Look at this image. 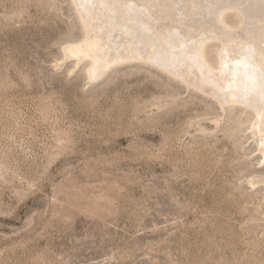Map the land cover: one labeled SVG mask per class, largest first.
I'll use <instances>...</instances> for the list:
<instances>
[{"label":"rangeland","instance_id":"obj_1","mask_svg":"<svg viewBox=\"0 0 264 264\" xmlns=\"http://www.w3.org/2000/svg\"><path fill=\"white\" fill-rule=\"evenodd\" d=\"M82 35L71 0H0V264H264L252 111L144 60L89 83Z\"/></svg>","mask_w":264,"mask_h":264},{"label":"bare ground","instance_id":"obj_2","mask_svg":"<svg viewBox=\"0 0 264 264\" xmlns=\"http://www.w3.org/2000/svg\"><path fill=\"white\" fill-rule=\"evenodd\" d=\"M71 1L83 35L66 43L63 59H74V66L88 61L89 83L123 61L150 62L181 77L187 85L209 92L222 106L241 103L250 109L249 128L258 139L257 149L264 161V100L254 95L264 73L261 0H243L244 7L220 11L218 25L228 33L224 39L218 38L211 22L203 21L202 13L193 7L205 0H168L170 6L159 7L165 0ZM123 3L134 7L124 8ZM230 14L237 18L234 23L227 20ZM209 43L217 47L214 63L204 54ZM246 66L255 71H246Z\"/></svg>","mask_w":264,"mask_h":264},{"label":"snow or ice","instance_id":"obj_3","mask_svg":"<svg viewBox=\"0 0 264 264\" xmlns=\"http://www.w3.org/2000/svg\"><path fill=\"white\" fill-rule=\"evenodd\" d=\"M261 4L262 11H264V0H261ZM159 6H170V3H168V0H165V4L157 5V7ZM244 6L246 5L243 3V0H205L204 3L193 7H197L202 13L201 19L203 21L211 22L212 28L216 29L217 33H219L218 38L224 39L228 37V33L226 29H222L218 25V15L220 11L223 9H231ZM122 7L131 9L134 7V5L123 3ZM176 35L178 36L179 33H176ZM245 70L252 72L255 71V69H250L248 66H246ZM254 95H258L262 100H264V73H261L260 75L258 93Z\"/></svg>","mask_w":264,"mask_h":264}]
</instances>
